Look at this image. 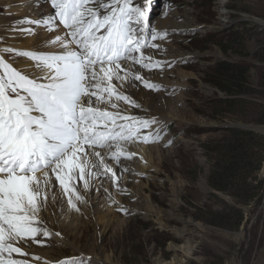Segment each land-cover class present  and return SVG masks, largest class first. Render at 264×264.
Returning a JSON list of instances; mask_svg holds the SVG:
<instances>
[{
	"label": "rangeland",
	"instance_id": "374dc122",
	"mask_svg": "<svg viewBox=\"0 0 264 264\" xmlns=\"http://www.w3.org/2000/svg\"><path fill=\"white\" fill-rule=\"evenodd\" d=\"M134 3L143 6L147 0ZM8 4L0 5V15H6ZM177 14L188 17L180 20ZM149 18L150 26L169 35L155 41L159 49L144 52L157 51L167 63L141 74L162 86L146 91L169 120L154 129L162 139L156 141L160 146L151 168L133 189L138 193L129 203L134 212L127 218L128 211H119L102 237L92 225L85 226L79 242L88 252L109 255L115 264H264V188L259 198L244 204L209 184L213 141L228 128H239L234 124L264 126L243 120L264 103V0H155ZM1 29L0 43H7L8 34ZM4 59L19 70L15 63L25 58L5 53ZM220 61L248 68L256 91L255 96H241L248 104H239L233 116H226L228 107L219 103L227 94L209 81ZM257 174L264 180V161ZM228 212L224 221L230 226L243 215L239 228L220 225ZM71 251L66 246L61 260L82 257L83 264H94L92 254Z\"/></svg>",
	"mask_w": 264,
	"mask_h": 264
},
{
	"label": "snow or ice",
	"instance_id": "6c2138e0",
	"mask_svg": "<svg viewBox=\"0 0 264 264\" xmlns=\"http://www.w3.org/2000/svg\"><path fill=\"white\" fill-rule=\"evenodd\" d=\"M49 3L54 12L25 22L54 31L58 20L68 31L48 43L58 45L60 51L0 48V264H29L28 259L14 258L28 255L17 245L29 240L41 244L53 235L40 212L50 193L56 200L54 187L79 212L77 202H85V197L78 182L88 190L91 180L103 174H111L114 183L119 180L101 150L118 164L121 157L135 155L122 148L125 143L162 139L158 131L141 135L142 129L156 123L155 117L124 114L118 104L124 101L141 108L125 94V84L132 88L139 82L153 91L162 87L132 69L133 65L159 69L167 63L144 52L159 49L155 41L169 35L149 24L155 0L143 6L134 0ZM5 53L32 60L36 71L18 70L4 59ZM60 264H83V258Z\"/></svg>",
	"mask_w": 264,
	"mask_h": 264
},
{
	"label": "bare ground",
	"instance_id": "6f19581e",
	"mask_svg": "<svg viewBox=\"0 0 264 264\" xmlns=\"http://www.w3.org/2000/svg\"><path fill=\"white\" fill-rule=\"evenodd\" d=\"M0 2V5L3 2H9L4 11L6 15H0V26L4 28L1 30L8 34V41L7 43H0V47H17V50L45 52L61 50L58 45L48 43L55 36L64 35L68 31L58 20L54 31H48L43 26L38 27L25 22L27 19H40L54 12V9L50 8L49 0H1ZM2 6L5 7L6 5L3 4ZM182 17H188V14H177L178 19L182 20ZM25 28H32L33 32L30 34L23 31L22 29ZM158 28L160 29L159 25ZM68 38L70 39V37ZM73 47L75 46L73 45ZM158 53L157 51H148V54L153 56L154 60L159 58ZM24 58L15 63L19 70L22 69L27 74L35 72L34 62L26 57ZM132 69L139 74L144 70L138 65H133ZM141 75L145 79L148 78L144 74ZM124 91L125 94L132 96L137 103L141 104V108L137 109L124 101L118 102L119 109L124 114L141 118L155 117L156 119V123L153 126L141 130V135H147L148 133L154 135V129L157 127L158 122L163 123L169 120V116L160 114L159 109L155 107L157 102L139 82H136L132 88L125 84ZM149 97H151V100ZM109 110L113 109L109 108ZM156 141L143 142L142 140H133L125 143L122 148L128 152L135 153V155L131 158L121 157L118 164L110 157L109 153L101 150L105 162L116 171L119 180L114 183L111 174H103L91 180L88 190L83 189L82 182H78L77 188L85 197V202H77L80 208L79 212L72 210L67 205L66 197H62L59 187H54L53 191L56 200L53 201L52 193H50L47 206L40 212V218L45 221L53 235L50 239L44 238L41 244H36L31 240L28 241L27 245L21 242L17 246L21 247L23 252L28 253V255L24 257L14 255V258L28 259L29 264H55L56 260L58 262L62 261L61 258L65 255V247L69 246L78 256L87 257L89 256L88 254H92L91 256L93 257L90 258H92L94 264H115L109 255H104L105 257L102 258L95 252L91 253L83 249L79 238L83 233L84 227L89 224L102 237L111 226H114L115 220L119 219V211H122L121 209L128 211L126 213L127 218L134 212L129 203L131 199L138 197V193H135L133 189L138 186L137 182L140 175L147 173L151 168V159L158 152L157 148L160 146ZM123 169L127 170L124 171ZM93 171H96V169H93ZM53 184H57L54 177ZM147 203L149 205L148 200ZM57 232L60 233L59 236L55 235ZM37 239H41V237L38 236ZM35 256L40 257V259H32Z\"/></svg>",
	"mask_w": 264,
	"mask_h": 264
},
{
	"label": "trees",
	"instance_id": "16d2710c",
	"mask_svg": "<svg viewBox=\"0 0 264 264\" xmlns=\"http://www.w3.org/2000/svg\"><path fill=\"white\" fill-rule=\"evenodd\" d=\"M248 72L249 69L242 64L230 61H220L215 65L209 81L227 94L219 100L220 104L228 107L226 110L224 108L225 113H229L228 115L226 113V116L238 113L239 104L247 103L241 96L252 97L253 94L255 96L256 91L251 89ZM261 87L264 88V75ZM259 108L261 109L258 110ZM255 112L254 115H244L243 120L264 124V103L259 104ZM220 113H223V110H220ZM211 151L213 165L209 184L213 188L230 194L244 204H250L256 197L259 198V192L264 188V180L259 179L257 174L264 161V135L241 128H228L227 134L213 141ZM232 209L235 210L234 207ZM235 211L240 212L237 209ZM229 212L221 219L224 224L220 225L239 228L244 220L243 215L241 214L236 223L230 226L232 225L230 222L224 221Z\"/></svg>",
	"mask_w": 264,
	"mask_h": 264
},
{
	"label": "water",
	"instance_id": "95a60500",
	"mask_svg": "<svg viewBox=\"0 0 264 264\" xmlns=\"http://www.w3.org/2000/svg\"><path fill=\"white\" fill-rule=\"evenodd\" d=\"M233 127H239L251 131H255L258 133L264 134V126L263 125H257V124H239V125H233Z\"/></svg>",
	"mask_w": 264,
	"mask_h": 264
}]
</instances>
